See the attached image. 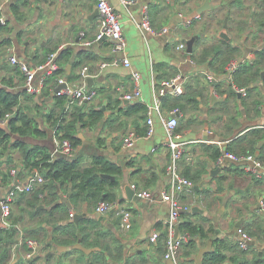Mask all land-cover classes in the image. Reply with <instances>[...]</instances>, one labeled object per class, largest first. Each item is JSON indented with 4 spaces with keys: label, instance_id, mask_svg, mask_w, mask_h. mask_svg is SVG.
<instances>
[{
    "label": "crops",
    "instance_id": "1",
    "mask_svg": "<svg viewBox=\"0 0 264 264\" xmlns=\"http://www.w3.org/2000/svg\"><path fill=\"white\" fill-rule=\"evenodd\" d=\"M108 1L121 15L127 41L124 53L112 52L108 39L94 42L100 27L98 16H94L98 10V0H0V15H4L7 23L0 31V87L14 92L25 91L23 74L10 62L8 47L14 49L20 60L31 65L44 62L53 52L70 50L71 59L60 62V78L74 86L84 82L88 85L87 77L83 76V70H87L94 79L93 86L88 87L98 92L95 100L87 106L104 112V118L96 128L78 124L77 137L81 143L74 147L71 158H81V168H85L91 165L94 156L103 155L123 169L116 191L115 207L118 209L107 214H96L97 206L87 201L74 203L70 189L58 185L60 198L57 204L61 208L53 211L50 221H45L42 216H32L25 199L22 200L21 194H18L8 218L9 227H13L16 232L15 239L10 241L7 236L11 250L5 259L2 257L3 247H0V264H168L165 258L166 244L160 245L161 240L152 243L150 237L156 230L160 234L167 232L165 222L170 208L167 202L161 200L159 192L171 189L166 170L172 151L167 144L163 121L171 109L163 102V117L157 111L153 113L155 133L147 137L146 132L132 148L123 147V138L129 132L136 133L145 128L148 131V115L147 112L139 111L124 115L120 110L137 103L152 105L153 81L167 79L178 72L183 73L187 83L195 85V90L203 92V96L199 97L200 109L187 104L178 116L177 131L181 134L180 141L185 143V153L179 162L180 170L194 182L191 190L180 194L181 200L190 210L182 213L179 234L189 235L181 228L187 221H192L204 226L206 237H196L195 246L186 242L175 262L204 264L206 255L218 249L227 256L221 264L253 262L255 252L258 251L260 256L264 252V231L260 236H254V247L244 252L239 245L238 228L253 231L256 229L254 224L260 222L264 230V175L256 177L246 172L242 164L232 160L219 165L208 146H218L222 152L239 154L247 145L246 139L252 140L254 137V134H250L253 129L264 130V86L259 81L253 83L251 89L243 86L248 89V96H241L226 80V73L217 74L207 63H190L179 45L183 42L187 44V40L197 36L194 43L197 55L200 49L196 53V45L201 44L200 48H203L218 39H224L219 34L227 23L230 40H225L240 48L237 60L253 63L256 53L264 48V0H210V9L203 13L197 10L205 0H139L131 6L120 0ZM143 5L149 7L153 27L157 30L168 27V33L156 35L143 33L139 29ZM14 8L18 9L21 19L15 15ZM182 10L188 16L200 14L201 18L191 27L184 26L178 15ZM7 40L10 44L5 42ZM79 57L85 63L83 67L77 65ZM123 57L130 59V67L122 63L102 66L103 63ZM133 70L141 74L139 86L142 95L138 101L125 104L124 93H130L135 88ZM208 72L217 77L214 82L208 80ZM218 85L220 87L216 88ZM56 87L47 96L24 94L20 99L29 116L35 118L45 132L43 137L27 136L21 139L31 145L47 147L54 158L62 156L56 153L55 144V140L60 137L56 135L57 126L52 127L46 121L45 114L53 109ZM224 90L236 93L229 98L227 106H224V101L228 94ZM256 100L260 102L257 106ZM111 101L119 102V107H110ZM111 116H119L127 122L128 127L123 129V135L119 134L121 131L111 132L104 128V122ZM116 133L119 135L114 136ZM101 135L105 137V143L99 146L97 139ZM12 137L13 141L20 139L18 135ZM263 145L264 138H260L256 156H259ZM217 167H221V171L218 175H211L210 170ZM14 170L16 173H13ZM6 173L10 176L8 180H4ZM35 175L43 176L39 169L29 171L23 168L21 153L9 148L0 157V197L6 195L12 185L24 186ZM45 182L46 179L37 183L34 191L42 188ZM131 184L152 190L156 198L142 199L135 195L129 198L126 188L129 186L132 190ZM32 192H27V196ZM37 209L49 213L52 206L42 203ZM72 210L75 212L73 219L69 217ZM125 210H131L133 214L130 229L122 226ZM72 233L77 236H72ZM84 234L90 235L87 241L84 240ZM29 239L43 246L41 254L38 257L36 254L33 259L26 258ZM50 240L55 242L46 246L45 241ZM97 240L100 244L93 245ZM79 243L90 252L78 248ZM120 247L123 260L119 262L117 256ZM206 247L209 250L199 260V251ZM51 251L53 254L47 256ZM17 254L21 255L18 260Z\"/></svg>",
    "mask_w": 264,
    "mask_h": 264
},
{
    "label": "trees",
    "instance_id": "2",
    "mask_svg": "<svg viewBox=\"0 0 264 264\" xmlns=\"http://www.w3.org/2000/svg\"><path fill=\"white\" fill-rule=\"evenodd\" d=\"M17 10L18 9L14 8V13L18 19H21L22 16L19 15ZM3 27V25L0 26V31L3 29ZM5 42L10 44L9 40ZM200 46L201 44H198L195 48L196 53H198L199 49L200 52L195 55V52L193 51L194 53L190 54L191 57L197 63H207L208 67L210 69H214V71H216V73L219 75L226 73L225 67L231 60L237 59V55L240 52V48L233 45L231 42L226 41L225 39H218L217 42L203 48H200ZM71 57L72 52L68 49H64L58 55V62L59 64L61 61L66 62L70 60ZM77 63V65L80 67L85 65L81 57H79ZM15 66L19 68V72L23 74V77H25L20 67L18 65ZM215 66L218 67L215 68ZM263 71L264 48L256 53V58L253 63L249 61L240 62L238 71L234 76V83L239 87L247 86L249 89H251L252 84L259 81L262 82L264 86V77H262ZM61 75L62 70L60 68L58 71L46 78V85L42 92L43 95L47 96L49 93H51V90L56 87V83L58 84V80ZM219 87L220 85L216 86V88ZM224 92L228 94V98L224 101V106H227L228 102L230 101L229 98L231 96H235L236 93L232 92L231 90H224ZM24 94L27 93L25 91L14 92L8 90L5 87H0V114L4 115L9 112H14V116H12L9 121L8 128L0 126V157H3L9 148H12L14 151H19L21 153V162L23 164V168L29 171L33 170L34 168L39 169L43 174V177L46 179L44 186L33 191L30 195L27 196L26 192L20 193L22 200L25 199L27 208L31 211L32 216H42L43 220L50 221V219L53 217V211L61 208V206L57 204L60 198L58 185L62 187L66 186L70 189L72 201L76 204L87 201L89 204H92L96 207L102 200L116 202V191L119 187V177L123 174L122 166L119 164L102 155L94 156L90 166L81 168V158L70 159L65 156L54 158L47 147L31 145L21 139L27 136H45V132L40 128L36 119L31 118L27 113L26 108L21 105L20 99ZM200 96H203V92L201 90H195V85L186 83V90L184 94L179 97L167 96L163 98V102L168 105L169 109L179 107L181 110H183L186 108L187 104L195 109H200ZM259 103L260 102L256 100V106ZM67 104L69 106H66ZM245 104L247 105V103ZM110 107H119V102L111 101ZM147 110L148 106L137 103L134 104V106H127L125 110L121 109L120 113H123L124 115H131L135 111L146 113ZM45 116L46 121L51 124L52 127L57 126L56 135H58V137L61 139H69L72 142L73 147H77L81 143L80 138L77 137L78 124H82L84 127L89 126L91 128H96L98 123L102 122L104 118V112L101 109L96 110L92 107L89 108L87 104L84 106L70 105L66 96L56 95L53 109L45 114ZM104 125V128H108L111 132H119L123 129H127L128 127L127 122L121 120V117L119 116H111L104 122ZM146 132L147 128H145L143 131H137L136 133L140 136H143L146 134ZM250 134H254V137L252 140L249 138L246 139L247 145L243 147V152L239 154L255 155L259 139L264 138V130L262 129H253ZM13 135H18L20 139L13 141ZM259 136L261 137L259 138ZM104 143L105 137L102 135L99 136L97 139V144L102 146ZM208 148L213 151L212 156L214 159L218 160L222 154L221 149L218 146L213 145H209ZM256 157L264 164V145L260 149L259 156ZM103 173L114 175L116 179L111 180L110 178L103 177ZM9 177L10 176L7 173L4 174V180H8ZM195 179L197 180L198 177L196 176ZM254 180L258 179L254 178ZM71 182L73 183L72 185H70ZM42 203L46 206H52V210L48 213L45 212V210L37 209ZM254 225L256 226L255 230L251 231L250 229V231H247L253 238L254 236H260L261 233H263L262 231H264L260 222H256ZM67 227H70V225ZM57 228L59 229V227ZM83 230L85 231V228H83ZM181 230L183 232H187L190 235V239L186 243L189 245L195 246V239L198 236L200 238L206 237V230L200 223L187 221L182 225ZM15 233L16 232L13 227L4 228L0 231V247H3V259L10 255V241L13 238L15 239ZM167 235L168 234L166 231L160 235L158 239L162 241H160V245H162V243L166 244ZM7 236H9L8 239H10V241L7 240ZM72 236L76 237L77 235L76 233H72ZM83 236L84 240L87 241L90 235L84 234ZM67 240H63V242L70 243V241ZM45 242L46 246H50L55 242V240ZM254 243L251 245L249 250L254 247ZM97 244H100L98 240L93 245ZM249 250H244V252H249ZM118 252L119 254L117 258L120 262L123 260L122 247H120V251ZM96 255L99 257L102 256V254ZM226 258L227 256L223 254L220 249H218L206 255L204 264H221V262L225 261ZM244 263L264 264V252L261 256L258 251L255 252L253 262L244 261ZM102 264L108 263L103 262Z\"/></svg>",
    "mask_w": 264,
    "mask_h": 264
},
{
    "label": "built area",
    "instance_id": "3",
    "mask_svg": "<svg viewBox=\"0 0 264 264\" xmlns=\"http://www.w3.org/2000/svg\"><path fill=\"white\" fill-rule=\"evenodd\" d=\"M123 4L131 6L139 2V0H120ZM171 2L172 0H167ZM97 9L99 11L98 22H99V33L94 42L100 41L104 35L107 36L111 51L114 53H124L127 46V41L123 32V24L120 13L117 11L115 6L111 4L108 0H98ZM179 17L182 20V24L187 27H191L195 20L201 18L200 14L194 16H188L185 13L179 12ZM6 23V19L3 14L0 15V26ZM138 27L143 33H152L156 35H164L168 33L169 28L164 27L159 30L155 29L152 25L151 13L148 5L142 6L141 19L138 22ZM93 43V42H92ZM91 44V43H90ZM2 46L0 44V52ZM179 49H182L187 56V60L196 65V61L191 57V53L188 52L187 44L185 42L179 45ZM8 53L10 62L14 65H18L22 72L24 73V90L27 94L40 95L42 94L45 85L46 78L60 69V64L58 62L59 52H53L48 55L46 60L42 63L31 65L29 62L20 60L14 53V49L8 47ZM240 60L233 59L226 66V80L231 84L233 89L238 92L241 96H248V89L245 87H239L234 83L235 73L238 71V66ZM122 63L126 67L131 66V61L128 57H123L120 60H115L110 63H103L102 66H107L110 64ZM87 70H83V76H86ZM132 77L134 81L135 88L130 93H124L123 98L129 101H138L141 98L142 92L139 86L141 79L140 72L133 70ZM208 80L214 82L216 76L211 73H207ZM187 79L183 73L178 72L176 75L163 79L161 81H153V91H154V102L152 105L148 106L147 110V124L148 131L147 137H151L155 133L154 118L153 113L158 112L162 115V104L163 98L167 96L179 97L184 94L186 90ZM66 84L62 89L56 92L57 96H66L70 104L77 106H84L95 100L98 95L97 90L88 87L87 83L84 82L82 85H71L63 78H59L58 85ZM56 87V88H57ZM181 109L175 107L169 111V116L163 118L164 125L167 132V144L172 151L171 161L167 166L166 173L170 178L171 189L161 190L159 196L162 201L169 204V217L167 218L165 225L167 229V241H166V259H173L176 261L181 253L182 246L190 239L187 234H177V226L181 221L182 213L189 211V206L183 203L180 198V194L186 190H191L194 187V182L183 175L180 170L179 162L185 153V143L181 142V134L177 131L178 128V116L181 114ZM14 116V112H9L4 115L0 114V126L8 127L9 121ZM141 138L135 132H129L123 138V147L132 148L136 142ZM56 153L67 158H71L74 155V147L72 142L66 138H57L55 140ZM226 160H232L239 164H242L243 169L256 176L262 177L264 175V164L253 154H236L234 152L225 151L222 152L221 156L218 158L217 163L223 165ZM13 173H16L14 170ZM43 176L35 175L30 181L22 185H12L9 191L3 197H0V206L3 212V222L9 227L8 218L12 214L13 203L18 194L23 192L34 191L36 184L44 182ZM132 190L135 191V196L142 199H154L156 198L155 193L152 190L141 189L137 184H131ZM117 202L102 201L95 209L96 214H107L115 206ZM264 209V205L262 203ZM70 218L75 217V212L69 215ZM133 214L131 210H125L122 215V226L125 229H130L132 227ZM239 233V245L242 250H249L251 245L254 243V238L242 227L238 228ZM160 231L156 230L150 237V242L155 243L160 237ZM28 251L26 252L27 259H33L37 254V249L40 243L36 240L29 239L27 241Z\"/></svg>",
    "mask_w": 264,
    "mask_h": 264
},
{
    "label": "water",
    "instance_id": "4",
    "mask_svg": "<svg viewBox=\"0 0 264 264\" xmlns=\"http://www.w3.org/2000/svg\"><path fill=\"white\" fill-rule=\"evenodd\" d=\"M210 5H211V4H210V0H205V2H204V3L198 8L197 11H198L199 13H203V12H205L206 10L210 9V7H211ZM94 16H96V17L99 16V11H98V10L95 11ZM219 36L222 37V38H224V39H226V40H228V41L230 40V38H229V36H228V33H227V23L225 24L224 30H222V31L220 32ZM196 37H197V36L192 37V38H190L189 40H187V48H188V52L191 53V54H192L193 51H194V43H195ZM106 39H108V38H107L106 35H104L103 38H102L100 41H104V40H106ZM86 76H87L88 85H89L90 87H92L93 84H94V79L91 78V77L89 76V73H88V72H86ZM65 85H66V84H60V85L55 89V92H58V91H59L60 89H62ZM213 97H214V96H213ZM124 102H125V104H129V103H130L129 100H124ZM124 133H125V130H122L119 134H122V135H123ZM119 134L116 133V134H114V136L119 135ZM8 153H9V152H8ZM8 153H7V155H8ZM210 171H211V175H218V173L221 171V167L212 168ZM102 176H103V177L110 178V179H112V180L115 179L114 176H112V175H110V174H106V173L102 174ZM126 189H127V192H128V197H129V198H132V196L135 195V191H134V190H130V189H129V186H128ZM64 200H65L67 203H69V200H68L67 198H64ZM116 209H118V207L113 208V209L111 210V212H114ZM2 217H3V212H2V209H1V206H0V231H1L2 229H4V228H9L7 225L4 224V222H3V220H2V219H3ZM237 225L239 226L240 223H238ZM179 227H180V224H178V226H177V234H179ZM77 247L80 248V249H82V250H84V251H86L87 253L90 252V250L85 249L80 243L78 244ZM207 250H209V247L201 248V250L199 251V256H198V259H199V260L202 259L204 253H205ZM42 251H43V246H39L38 249H37V257L41 254ZM260 253H261V252H260ZM51 254H53L52 251H51V252H48L47 256H49V255H51ZM20 257H21V255H20V254H17V260H18ZM32 261H33V260H32ZM168 264H176V262H175L173 259H168ZM199 264H201V262H200Z\"/></svg>",
    "mask_w": 264,
    "mask_h": 264
},
{
    "label": "rangeland",
    "instance_id": "5",
    "mask_svg": "<svg viewBox=\"0 0 264 264\" xmlns=\"http://www.w3.org/2000/svg\"><path fill=\"white\" fill-rule=\"evenodd\" d=\"M182 13H185L183 10H182ZM186 14V13H185Z\"/></svg>",
    "mask_w": 264,
    "mask_h": 264
}]
</instances>
